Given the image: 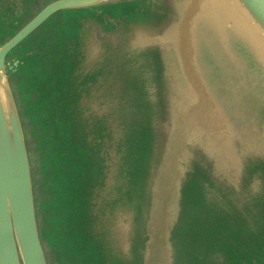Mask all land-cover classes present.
<instances>
[{
    "label": "water",
    "instance_id": "obj_1",
    "mask_svg": "<svg viewBox=\"0 0 264 264\" xmlns=\"http://www.w3.org/2000/svg\"><path fill=\"white\" fill-rule=\"evenodd\" d=\"M11 2L16 14L0 17L9 24L0 26V264H264V0H0V7ZM128 2L160 17L150 28L128 26L127 62L144 49L150 64L143 98L129 71L119 74L102 30L91 28L85 42L107 52L111 80L86 82L91 96L81 98L74 125L44 111L50 101L23 84L24 68L45 71L60 51L73 68L80 51L87 75L79 30L94 12L115 21L108 9L122 15ZM84 118L87 132L98 126L89 125L93 119L105 132L82 144ZM124 141L128 159L120 160ZM123 161L126 193L140 173L134 205L121 197L120 177V193H112ZM92 163L98 173L90 194L82 178ZM191 179L202 205L187 200ZM83 192L88 228L75 242L87 245L72 250L70 235L69 248L52 250L45 237L52 219L67 231L64 196L77 216Z\"/></svg>",
    "mask_w": 264,
    "mask_h": 264
},
{
    "label": "rangeland",
    "instance_id": "obj_2",
    "mask_svg": "<svg viewBox=\"0 0 264 264\" xmlns=\"http://www.w3.org/2000/svg\"><path fill=\"white\" fill-rule=\"evenodd\" d=\"M18 5L11 2L10 4L6 6L0 7V17H10L14 16L18 10ZM87 9H83L81 14H89L90 11H85ZM89 10V9H88ZM109 15H112L113 18H115V21L106 23L101 17L99 18L94 13H91L89 16H87V21L84 22L82 29L79 30V38L77 40V44L80 46H86L82 47V49H86V55L85 58L88 63L87 75L82 74L81 72V65H80V59H81V53L80 51H77L74 53L76 57V65L71 68V61L69 62L66 57L63 55L62 51H60L58 54L52 55L50 57V62L47 67V69L44 71L42 66L40 65H28L24 68V71L26 73V78L24 79L23 84L27 85L28 87L34 89L41 98L46 99L49 102V104L45 105L43 107V110L51 113L56 114L57 117L67 120L71 122L73 125L77 121V106L81 103V98L85 100L86 98H89L91 94L88 91V86L86 84L87 81H95V80H104L106 82L110 81L112 78V74L114 72V63L112 60L110 62L106 61V54L107 52H101L98 49H91V43L90 39H88L87 42H85L86 34L89 33L91 28L94 30H99V34L101 36L100 30L103 32V39L102 43L104 48L107 49V51L116 59L117 66H118V72L120 75H124L126 69L129 71V77H132V80L136 84L135 90L138 93V90L141 92V96L143 98L144 93L149 88L151 81H150V64L147 60V57L145 53H147L144 49H139L141 54L139 56H133L129 59V63L127 62L128 58V51L131 50V45L127 43V34H128V26L131 30V25H138L139 23H145L148 28L152 27L156 22L159 20L158 12H154L153 10H146V11H139L137 8V4H133L131 2L125 3L124 5H121L120 11L122 15H116L114 17L113 14H117L119 12V9L111 7L109 8ZM69 11V10H66ZM94 14V15H93ZM3 25L8 26V22L6 20L0 22V26L3 27ZM48 34V28L44 29L40 33L37 34V36L33 39H40ZM99 36H97L98 38ZM97 42V41H96ZM118 56H122L121 62L119 61ZM110 68V71H109ZM137 70V72H136ZM141 70L140 74V82L136 80V76L138 74V71ZM31 71L36 73H43V76L32 78L31 77ZM83 82L84 85L81 87H78L76 84L78 82ZM140 96V95H139ZM125 98L127 100H135L137 97H133L130 95H125ZM83 108L86 109L85 102H83ZM126 112L131 114L132 108L131 105L125 106ZM55 117V116H54ZM53 118V117H50ZM84 125L83 127L78 126V133L82 140L83 144V138L86 137L87 139H93L100 137L101 133L105 132L104 127L101 123H99L96 120H91L89 122V125H98L93 129V132H87L88 128L86 127V123L88 121L87 118H84ZM127 146V143L124 141L122 143V152L120 153V160H127L128 159V152L124 151V146ZM88 152H84L83 157L86 158ZM79 167L82 166L81 164V158L79 157ZM143 158V163H144ZM148 161V159H147ZM127 161H123L121 163L122 169L119 171V174L115 177V182L112 187V193H115V196H117V193H120V188L118 187V179L120 177V180L123 184L124 191L121 194V197L126 200L127 195L131 196L130 205H134V198L136 196L138 197L141 195L139 193V176L140 173L138 171L134 172V182L133 185L130 187L128 193L127 186H128V179H129V173L127 171ZM143 163L142 166L144 165ZM89 172L84 173L82 178V186L86 189L88 193H93L91 190V181H93L96 177V174L98 173L97 167L92 163L91 167L88 169ZM125 173V174H123ZM201 176H204L202 174ZM99 181L96 182V191L95 193H98L99 191ZM65 188H69V182L65 181ZM61 182L57 184L58 188H61ZM197 182L196 179L190 180V185L187 187V200L190 201L191 199L193 201H198L200 205H202L204 202H206V198L203 195V193H200V189H197ZM66 192H64L65 194ZM205 193V192H204ZM85 194L81 193L82 201H80V212L76 216V208L73 205H68L67 198L64 196V199L61 202V208H62V214H63V221L67 223V231L63 230L59 227V217H55L52 219L51 223L52 225L49 228L48 234L45 235L47 238V242L52 250L59 251L63 246H66V248H69L70 243V235L73 240L71 244V249L74 250L76 247L77 242H75L76 232L77 237L79 235L82 236V238H86V231L88 228L87 225V219L85 216V209H86V203H85ZM210 194V193H209ZM211 195V194H210ZM127 202V201H126ZM116 207L118 202L115 199L114 201L110 202L109 205H113ZM73 209V215H70V210ZM117 215V214H116ZM72 218L74 220V226H70L68 224L69 219ZM77 225V227H76ZM44 227V226H43ZM44 233V232H43ZM65 239H67V242H65ZM117 239V235L114 236V240ZM79 246H85L86 243H79L77 244ZM115 264H128V262H124L123 259H116L114 260Z\"/></svg>",
    "mask_w": 264,
    "mask_h": 264
}]
</instances>
